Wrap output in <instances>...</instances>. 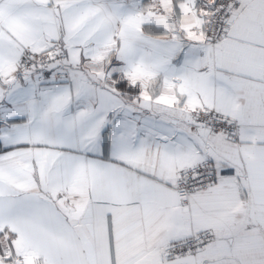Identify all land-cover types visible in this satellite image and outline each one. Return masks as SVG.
<instances>
[{
	"label": "snow or ice",
	"instance_id": "6c2138e0",
	"mask_svg": "<svg viewBox=\"0 0 264 264\" xmlns=\"http://www.w3.org/2000/svg\"><path fill=\"white\" fill-rule=\"evenodd\" d=\"M0 264H264V0H0Z\"/></svg>",
	"mask_w": 264,
	"mask_h": 264
}]
</instances>
